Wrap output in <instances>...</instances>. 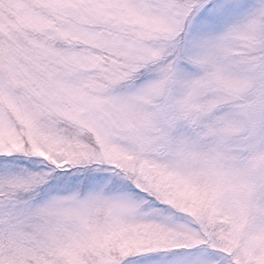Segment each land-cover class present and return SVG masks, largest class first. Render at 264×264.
Instances as JSON below:
<instances>
[{"label": "snow or ice", "instance_id": "obj_1", "mask_svg": "<svg viewBox=\"0 0 264 264\" xmlns=\"http://www.w3.org/2000/svg\"><path fill=\"white\" fill-rule=\"evenodd\" d=\"M0 264H264V0H0Z\"/></svg>", "mask_w": 264, "mask_h": 264}]
</instances>
